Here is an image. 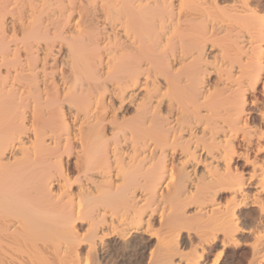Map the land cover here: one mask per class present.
Returning a JSON list of instances; mask_svg holds the SVG:
<instances>
[{
	"label": "bare ground",
	"instance_id": "obj_1",
	"mask_svg": "<svg viewBox=\"0 0 264 264\" xmlns=\"http://www.w3.org/2000/svg\"><path fill=\"white\" fill-rule=\"evenodd\" d=\"M0 264H264V0H0Z\"/></svg>",
	"mask_w": 264,
	"mask_h": 264
}]
</instances>
